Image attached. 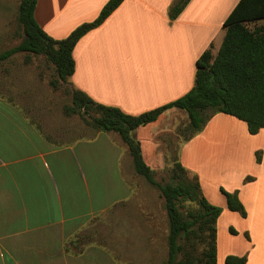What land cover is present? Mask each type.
I'll use <instances>...</instances> for the list:
<instances>
[{
    "label": "crops",
    "instance_id": "obj_1",
    "mask_svg": "<svg viewBox=\"0 0 264 264\" xmlns=\"http://www.w3.org/2000/svg\"><path fill=\"white\" fill-rule=\"evenodd\" d=\"M176 1L125 0L78 42L72 87L133 116L191 92L198 60L207 51L217 57L224 23L240 0H191L172 20ZM108 2L38 0L35 19L50 37L62 40L95 21ZM16 13L18 17V9ZM17 55L4 62L10 69L4 66L3 72L9 74L0 75V264L164 263L167 211L162 197L135 173L121 136L91 128L84 135L65 127L54 134L46 131L18 102L30 86L13 65ZM180 119H188L185 111L169 109L134 132L145 162L156 173L168 155L165 139ZM179 160L199 178L206 199L223 210L218 264L231 255L246 256L247 264H264V129L251 135L245 122L217 114L182 144ZM222 189L238 192L246 217L228 209ZM96 224L106 225L109 234L139 238L146 244L144 253L128 256L109 234L99 242L90 239L86 232ZM221 225L227 226L223 238Z\"/></svg>",
    "mask_w": 264,
    "mask_h": 264
},
{
    "label": "trees",
    "instance_id": "obj_2",
    "mask_svg": "<svg viewBox=\"0 0 264 264\" xmlns=\"http://www.w3.org/2000/svg\"><path fill=\"white\" fill-rule=\"evenodd\" d=\"M124 1L109 0L95 21L81 25L66 39L55 40L35 19L38 0H21L17 21L24 39L18 46L0 53V64L22 53L26 65L35 63L34 57H43L55 69L56 78L50 85L55 89L59 85L72 87L70 79L76 68L73 53L78 42L104 24ZM190 1L177 0L170 10V18L177 19ZM262 20L264 0H240L224 23L225 38L217 57L207 51L198 60L193 90L161 108L137 116L128 115L118 108L99 104L72 87L73 106L68 112L81 116L88 128L119 134L129 149L135 173L161 192L169 219L165 264H218V220L223 210L206 199L199 178L191 176L180 160L174 162L171 182L160 184L155 178L156 172L145 162L134 132L156 122L169 109L187 113L190 134L186 141L201 133L217 114L245 122L251 135L264 129V29L248 27L249 23ZM222 193L231 212L247 216L238 192L222 189ZM186 203L195 208L183 211ZM225 264H247V257L231 255Z\"/></svg>",
    "mask_w": 264,
    "mask_h": 264
},
{
    "label": "rangeland",
    "instance_id": "obj_3",
    "mask_svg": "<svg viewBox=\"0 0 264 264\" xmlns=\"http://www.w3.org/2000/svg\"><path fill=\"white\" fill-rule=\"evenodd\" d=\"M17 1L18 7L16 0H4V2H2L4 11L0 10V13L3 14V16H0V53L10 50L13 46L20 44L24 39V33L19 26L16 13L17 9L19 12L21 0ZM4 7L8 11H6ZM248 27L251 30H255L256 28L264 29V20L251 22L248 24ZM24 57L25 54L22 53L17 55V57H15L12 61L13 65L19 69V76L21 75V77H23L22 80L26 78L29 79L30 88L27 90V92H25L24 95H19L17 97L20 105L27 108L28 112L35 120L43 122L44 126L46 127V131H49L52 134L59 131L62 132L64 127L66 128V131L76 135H84L86 132H89L90 130L87 131L88 127L81 116L78 114H70L68 112V109L73 106L72 87L70 85H59L57 89L53 88L50 85V82L56 78L54 67L49 65L46 59L43 57H34L35 63L29 67L25 66ZM4 66H7L5 68L10 69L8 63L1 64L0 75H3V73L9 74V71L6 72V69L5 72H3ZM32 82L33 85L31 84ZM86 118H88V116H86ZM188 122V119L178 120V122H176L175 130L171 134V138H164L169 151L164 162L163 169L156 173L155 178L160 184L166 185L171 182V172L174 162L179 160L180 147L190 134V132L187 130ZM80 128H82L83 133L80 132ZM146 183L151 186L147 181ZM151 187L156 195L162 197L161 192L158 189L153 186ZM162 200L163 206L165 208V200L163 197ZM190 208L194 209L195 206L193 204L186 203L183 211H186ZM165 228L168 229L169 236V224L167 227L165 224ZM226 228V225H221V238H223ZM107 229L108 228L104 224H96L95 226H92L88 232H86V236H89L90 239H94L95 241L99 242L100 238L103 239L108 237L109 230ZM109 236L112 237V240L117 238V241L115 242L116 248L118 246V250L121 249L120 251H124L126 254H128V256L129 254L144 253L143 250L146 247V244H144L142 240L135 237L134 235L129 234L122 236L120 234H109ZM157 237L159 241H162V232L161 234L159 233ZM166 260L162 264H165Z\"/></svg>",
    "mask_w": 264,
    "mask_h": 264
}]
</instances>
